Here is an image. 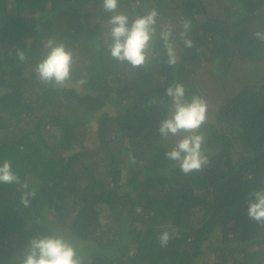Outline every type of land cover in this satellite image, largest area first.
<instances>
[{
	"label": "trees",
	"instance_id": "1",
	"mask_svg": "<svg viewBox=\"0 0 264 264\" xmlns=\"http://www.w3.org/2000/svg\"><path fill=\"white\" fill-rule=\"evenodd\" d=\"M153 7L173 28L175 66L159 40L146 67L113 59L102 0H0V161L20 179L0 183V264L54 230L85 264H264V224L247 216L248 193L264 188V40L253 35L264 32V0L119 4L132 16ZM50 38L74 51L64 86L35 72ZM177 82L208 103L201 172L167 159L177 137L158 131ZM25 191L35 192L27 208Z\"/></svg>",
	"mask_w": 264,
	"mask_h": 264
},
{
	"label": "clouds",
	"instance_id": "2",
	"mask_svg": "<svg viewBox=\"0 0 264 264\" xmlns=\"http://www.w3.org/2000/svg\"><path fill=\"white\" fill-rule=\"evenodd\" d=\"M120 0H102V7L109 13L107 24L110 40L106 43L109 55L131 68L146 67L154 58V46L161 41L167 57V64L175 66L178 55L173 42L172 26H161L158 22L159 11L153 7L140 15H129L119 9ZM191 29L190 21L182 23L179 37L187 48L193 41L187 34ZM253 35L264 40V32L256 31ZM45 54L38 61L35 72L41 83H54L64 86L71 80L74 51L62 41L48 39ZM20 61L27 59L25 51L16 50ZM80 84L85 83L82 79ZM171 99L170 114L160 120L158 131L161 138L177 137L171 150L165 153L167 159L175 161L184 174L201 172L209 163L205 152V136L198 130L207 121L208 103L201 95L186 98V89L182 83H175L165 89ZM0 183H20L8 160L0 161ZM22 187L27 188L24 184ZM34 191H25L20 200L25 208L30 206ZM247 216L258 224H264V188L248 193ZM171 234L164 231L159 235L161 247H166ZM16 264H85L79 254L78 245L58 230L33 236L25 249L16 258Z\"/></svg>",
	"mask_w": 264,
	"mask_h": 264
},
{
	"label": "rangeland",
	"instance_id": "3",
	"mask_svg": "<svg viewBox=\"0 0 264 264\" xmlns=\"http://www.w3.org/2000/svg\"><path fill=\"white\" fill-rule=\"evenodd\" d=\"M81 8L82 9H86V10H88L89 8H91V7H89V5L87 4V3H84V4H81ZM239 64V63H238ZM238 64H236V67H237V70H238ZM251 67H252V64H251ZM256 68V66H254V68L253 69H255ZM237 75H239L240 76V72L238 71V74ZM223 76H226V77H228V76H231V77H235V75H233V74H223ZM236 87V84L234 83L233 84V88H235ZM51 139H52V137H51ZM100 218H101V220H103V219H105V215H101L100 216Z\"/></svg>",
	"mask_w": 264,
	"mask_h": 264
}]
</instances>
